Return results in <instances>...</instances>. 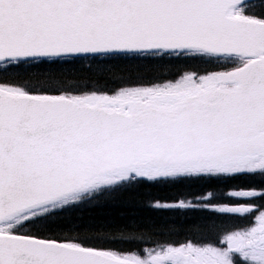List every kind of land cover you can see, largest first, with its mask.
I'll return each mask as SVG.
<instances>
[{
    "label": "snow or ice",
    "instance_id": "snow-or-ice-1",
    "mask_svg": "<svg viewBox=\"0 0 264 264\" xmlns=\"http://www.w3.org/2000/svg\"><path fill=\"white\" fill-rule=\"evenodd\" d=\"M201 62L113 88L41 84L39 64ZM257 178L259 187L234 185ZM155 211L248 220L183 240L71 232L63 211L156 185ZM223 186V187H221ZM264 0H0V264H264ZM169 234L174 229H169ZM153 247L136 245L144 239Z\"/></svg>",
    "mask_w": 264,
    "mask_h": 264
},
{
    "label": "trees",
    "instance_id": "trees-1",
    "mask_svg": "<svg viewBox=\"0 0 264 264\" xmlns=\"http://www.w3.org/2000/svg\"><path fill=\"white\" fill-rule=\"evenodd\" d=\"M172 67H215L201 62H147L113 61L105 64L82 62L77 64H39L15 70L18 78L41 84L62 83L64 85L90 86L100 81L108 88L137 79L154 80ZM193 183L181 185H156L143 187L135 192L116 193L100 197L98 202L66 208L63 211L61 227L67 231H90V233H116L120 229L135 227L162 233L160 240H183L193 225L215 224L219 229L218 218L210 214H189L179 212L155 211L149 205L151 198L161 201L174 200L177 197L191 198ZM169 229H174L169 234ZM140 240L136 245H115L116 247H153L151 240Z\"/></svg>",
    "mask_w": 264,
    "mask_h": 264
},
{
    "label": "flooded vegetation",
    "instance_id": "flooded-vegetation-1",
    "mask_svg": "<svg viewBox=\"0 0 264 264\" xmlns=\"http://www.w3.org/2000/svg\"><path fill=\"white\" fill-rule=\"evenodd\" d=\"M193 189L199 194L205 190V188L209 187L210 185L204 183V182H192ZM260 181L257 178H241L238 181L233 182L234 185H241V186H247V185H254L259 187ZM223 187V186H221ZM255 203L260 206L261 210H264V200L257 199ZM218 222L220 223L218 225L220 231L225 230V229H232L234 227H239V226H244L246 225L249 221L248 220H242L238 218H229V217H217Z\"/></svg>",
    "mask_w": 264,
    "mask_h": 264
},
{
    "label": "rangeland",
    "instance_id": "rangeland-1",
    "mask_svg": "<svg viewBox=\"0 0 264 264\" xmlns=\"http://www.w3.org/2000/svg\"><path fill=\"white\" fill-rule=\"evenodd\" d=\"M179 70H180L179 67L169 68L165 72H163V74L159 75V77H163L166 75L168 78H171V77L175 76L176 72Z\"/></svg>",
    "mask_w": 264,
    "mask_h": 264
}]
</instances>
